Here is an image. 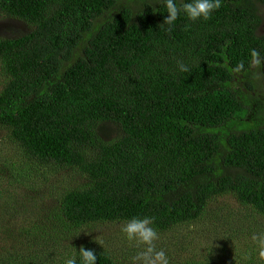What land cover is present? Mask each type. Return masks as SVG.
Masks as SVG:
<instances>
[{
    "label": "trees",
    "instance_id": "trees-1",
    "mask_svg": "<svg viewBox=\"0 0 264 264\" xmlns=\"http://www.w3.org/2000/svg\"><path fill=\"white\" fill-rule=\"evenodd\" d=\"M262 11L264 0H0L5 142L84 180L30 219L0 215V264H121L93 240L58 244L106 223L215 238L220 200L264 219ZM5 160L0 174L19 179Z\"/></svg>",
    "mask_w": 264,
    "mask_h": 264
},
{
    "label": "rangeland",
    "instance_id": "rangeland-1",
    "mask_svg": "<svg viewBox=\"0 0 264 264\" xmlns=\"http://www.w3.org/2000/svg\"><path fill=\"white\" fill-rule=\"evenodd\" d=\"M262 18L264 21V11ZM4 83L5 77L0 69V90ZM6 143L8 142H5V132L0 131V151L14 162L19 179L14 175L7 177L1 167L4 172L0 174L2 217L8 214L11 208L19 209L24 217L30 219L36 210L46 209V205L55 208L66 190L78 187L84 182L73 171L29 165L17 155L18 150ZM5 159L7 158H0V161ZM11 160H5L4 164ZM220 201L214 205L221 208V221L218 223L216 220L215 226L220 225L222 231L215 238L207 237L201 232L200 226L180 228L176 232L161 234L157 238V234L149 233L144 227L133 229L123 224L106 223L95 225L81 234L66 236L58 244L61 246L62 242L64 247H73L79 245L82 240H93L119 259L121 264H182L184 261L193 264H246L252 259H256L257 264H262L264 219L249 210L245 211L232 200L227 201L225 205ZM4 204L9 208L3 207ZM210 208L213 214L216 213L217 208ZM15 219L20 221L23 218L16 215ZM52 222L55 226L56 222ZM127 228L130 229L127 231ZM213 229L214 227L208 224L202 227L205 233H212ZM36 249L42 251V246L38 245ZM60 251H63L62 248ZM179 255H182V259Z\"/></svg>",
    "mask_w": 264,
    "mask_h": 264
}]
</instances>
